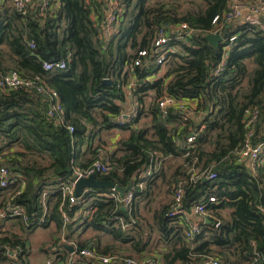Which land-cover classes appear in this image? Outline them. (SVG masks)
Returning <instances> with one entry per match:
<instances>
[{"label": "trees", "instance_id": "16d2710c", "mask_svg": "<svg viewBox=\"0 0 264 264\" xmlns=\"http://www.w3.org/2000/svg\"><path fill=\"white\" fill-rule=\"evenodd\" d=\"M61 1L67 18L61 38L59 18L49 11L51 0L42 12L32 1L23 10L12 0L0 1V74H17L46 90L41 94L24 86L0 88V164L24 181L19 193H15L19 180L6 188L10 205L23 208L28 217L27 224L16 217L22 227L30 232L53 223L59 232L73 224L65 223L63 211L71 220L87 202L90 214L80 215L79 226L107 233L114 241H129L132 250L140 252L150 235L145 240L132 237V230L139 227L138 203L150 198L160 182L171 188L168 204L153 212L161 239L170 245L161 253L160 264H192L205 255L215 256L221 264H264V152L254 170L238 155L249 132L253 144L264 145V20L253 16L226 21L223 15L229 0H188L194 6L184 11H179L177 0H116L113 30L105 37L106 0ZM181 24L187 28L177 31ZM162 26L171 29L167 42L171 50L164 64L146 56L134 65L139 50H151ZM217 29L226 31V36L214 48L204 35ZM59 59L67 60L66 69L44 68V62ZM131 78L138 111L121 124L116 119L123 113ZM51 91L63 107L60 123L46 115ZM164 95L175 105L167 106L162 117L157 101ZM147 97L151 101L145 109ZM190 100L196 101L194 111L200 117L188 112ZM179 101L186 103L188 111L178 107ZM253 108L258 118L248 127L246 117ZM143 113L150 117L149 124L136 127ZM116 127L129 133L110 150L108 171L93 174L115 182L124 193L131 191V206L123 208L106 196L111 192L108 188L83 191L71 205L63 199L60 184L98 159L104 145H94L96 136ZM192 131H197L195 140L187 144ZM155 165L157 169L146 175ZM203 170L214 172L215 177L193 178ZM179 184L183 211L197 203L208 211L207 220L199 223L200 231L190 239L184 236L185 223L174 227L177 217L168 215ZM209 196L216 201L209 202ZM222 208L231 209L227 218L217 212ZM120 218L129 224L126 230L120 229ZM65 238L68 241L70 235ZM98 243L97 236L74 244L55 237L40 249L48 253L50 264H91L78 254L85 247L98 254L116 253ZM71 254L77 259L72 260ZM28 255L25 238L0 236V262L29 264Z\"/></svg>", "mask_w": 264, "mask_h": 264}, {"label": "built area", "instance_id": "2783aa9c", "mask_svg": "<svg viewBox=\"0 0 264 264\" xmlns=\"http://www.w3.org/2000/svg\"><path fill=\"white\" fill-rule=\"evenodd\" d=\"M14 6L18 10H23L27 3L35 2L42 12L46 6H48V0H12ZM115 7L116 0H109L107 4V10L105 13V18L103 21V33L105 36L111 34L113 30V22L115 21ZM245 8H247L251 14L254 16H259L264 20V0H248V2L244 3L241 0H229L227 5V10L224 13L223 17L226 21H233L241 17ZM218 20V15H216L212 23L215 24ZM264 28V25L262 26ZM186 24H181L180 28H177V31L180 29H186ZM169 29L168 27L162 26L157 30V34L151 43V50L141 49L138 51V56L133 61V64L138 66L142 63L143 58L146 56H150L154 58V62L156 64H164L166 59V54L171 48H168L167 42L169 40ZM214 32H220V30H216ZM234 37H229V41H232ZM30 47H33V44H29ZM46 70H54L59 69L63 70L67 68V60L59 59L55 61H46L43 64ZM20 86H24L26 88H34L37 92L41 94H45L46 90L42 85L35 83L31 79H26L20 77L17 74L12 73H4L0 74V88L2 89H12ZM129 95L132 98V106L128 111L123 112L117 119L116 122L124 124L125 122H129L137 115L138 104L136 99L132 96L131 90L133 87V83L127 84ZM126 86V87H127ZM49 95L52 99V103L50 108L47 109L46 115L47 118L55 120L57 123L62 122L63 119V107L57 99V94L55 91L49 92ZM128 95V97H129ZM160 111L162 112V117L165 115L167 106L175 105L174 99L171 97L164 95L160 97L157 101ZM178 107L181 110L188 111L187 105L184 102H178ZM190 113V110L188 111ZM258 118V110L256 108L251 109L248 112L246 117V126H252L253 123L257 121ZM67 129L69 131H73V126L68 125ZM197 131L190 132L186 137V143L191 144L195 140ZM111 149L108 147H103L99 150V157L96 161H94L90 166L83 169H76L72 176L68 177L60 184V190L62 192L63 199L68 200V202L73 205L78 202V197L75 195V185L76 181L80 177H87L88 175L98 172H107L109 167L108 156ZM264 152L263 143L253 144L250 140V132L247 133L246 138L244 140L243 145L238 150L239 157L243 159H247L251 168L254 170L256 165L261 160V156ZM157 169V165L153 168L149 167L146 171V175H150L153 173V170ZM215 177V173L210 170H203L200 173L194 175V179L204 178V179H213ZM16 180L20 181V187L15 193H19L24 186V181L21 177L16 176L10 172L6 165L0 164V187L8 188L10 184L15 182ZM141 187V186H140ZM88 189H84L86 191ZM183 194V188L179 184L175 190L172 197L173 204L168 213L170 217H180L183 215V222L185 223L184 236L187 239H190L195 233L200 231L199 222L202 223L206 221V216L208 215V211L205 208L203 203H197L193 205L188 211H183L181 209V198ZM106 196L112 197L118 205H121L123 208H129L132 204L133 194L131 191L124 193L122 196L114 190L111 189V192L105 194ZM209 202H215L216 199L213 196L208 197ZM44 203V201H43ZM44 207V205H43ZM2 214L10 215L13 217L20 218L24 223H28V217L23 210V208L18 206H11L9 200L3 206ZM63 216L65 223L70 221V218L67 217L66 213L63 211ZM88 215L90 212L87 210L86 212H80V215ZM44 212L40 219H43ZM200 217V221H194L193 218ZM219 221H215L214 226L218 227ZM129 224L125 221L121 220L119 223V227L121 230H126ZM78 254L88 260H91V264H159L156 260L149 259H135L131 257L120 256L117 253H106V254H98L94 249L83 248L80 249ZM46 264H50V261H47ZM83 264V263H81ZM192 264H221L220 261L212 255L202 256L200 259L196 260Z\"/></svg>", "mask_w": 264, "mask_h": 264}, {"label": "crops", "instance_id": "0c3cea01", "mask_svg": "<svg viewBox=\"0 0 264 264\" xmlns=\"http://www.w3.org/2000/svg\"><path fill=\"white\" fill-rule=\"evenodd\" d=\"M1 1V0H0ZM248 1V0H247ZM107 4L109 2V0H106ZM49 11L51 16L53 17H58L59 18V37L61 38L63 36V32L64 29L66 27V23H67V18L65 13L62 11V1L61 0H51V5L49 7ZM254 15L250 13V11L245 8L244 12L242 13L241 17L238 18V21H242V20H246V19H253ZM236 20V19H235ZM105 36V35H104ZM107 37V36H105ZM251 63H248V67L249 69L251 68ZM164 68H162L159 72H158V76H160L163 73ZM135 82L134 79H130L129 80V84ZM128 86L126 87V93L128 91ZM129 95V93H127ZM127 99L125 100V102L123 103V112L128 111L131 106H132V98L129 95V97H126ZM150 103V99L149 101H147V99H145V108L147 107V105ZM192 107L190 110L191 115L194 114H198L195 115L196 117H200L201 113L200 112H196L194 111L195 107H196V101L195 100H190L188 102ZM193 111V112H192ZM150 118V117H149ZM111 137L109 139V143L104 147H108L109 149H112L116 143V141L118 139H120L121 137H126L129 133L128 130H120L119 132H116L114 129L108 130ZM96 143L94 142V145ZM160 182L156 183V185L153 188V192L150 198H146L145 200L142 199L139 201L138 203V222H139V227L135 228V230H132V237L134 238V240H145L147 237L146 235L149 234L150 235V239L149 242L147 244V246L144 248V250L140 251V252H135L134 250H132L131 248V242H119V241H114L112 239V237L107 234V233H103V232H98L92 228H86L83 229L82 227L84 226H79V224L81 223L80 220H78V218L80 217V212H86L87 211V206L89 205V203L85 202L83 204V206L79 207V209L74 213L73 218H71L70 222H73V224H71V226H69V228H64L61 231L55 234L51 233V227H46V228H42V227H36L35 229H33L30 232H27V230H25L22 227V222L20 221V219L10 216V215H4L2 214V210H3V206L5 205V203L9 200L8 197V189H4V190H0V236H4L6 233L8 234H16L19 236H22L23 238H28L31 239L32 241V248L27 246L28 250H29V255H28V262L29 264H46L47 259H45L44 254H42L38 249L41 247V244L44 241L49 240L50 234L51 235H56V237H60L62 238V241H64L65 243L67 242V244H74V242L77 239H80L82 241L87 240V241H91V239H95V237L97 236L99 238V245L100 248L102 249H108V247H111V250H109V252H116L118 254L121 255H126V256H131L135 259H154L156 260L159 264H160V255L162 252L167 251L169 248V243H167L166 241L161 239V235L159 233V231L157 230V228L154 225V221H153V212H152V216L149 215V212H146L149 209V203H151V201H154V195L157 192V189L160 186ZM163 185H167L168 184H163ZM140 186L143 188L144 187V183L140 184ZM167 199H165L166 203L168 204V202L171 199V193H170V197H165ZM159 208V207H158ZM155 209V208H154ZM157 209V208H156ZM155 209V210H156ZM89 211V209H88ZM221 216L227 218L230 215L231 209L229 208H222L219 209L217 211ZM82 215V214H81ZM193 218V217H192ZM123 220L120 218V221ZM177 223H174V227H182V225L184 224L183 222V215L178 217L176 219ZM194 221H200L201 218L200 217H195L193 218ZM207 220V219H206ZM124 221V220H123ZM200 223V222H199ZM131 229V228H130ZM56 231V228H55ZM62 235H61V233ZM136 232V233H135ZM174 233V230H172L171 234ZM69 234L70 238L69 240L65 241V235ZM39 247V248H38ZM71 253V252H70ZM71 259L72 260H76L77 257L75 255L72 256L71 254ZM0 264H8L7 262H0Z\"/></svg>", "mask_w": 264, "mask_h": 264}, {"label": "rangeland", "instance_id": "374dc122", "mask_svg": "<svg viewBox=\"0 0 264 264\" xmlns=\"http://www.w3.org/2000/svg\"><path fill=\"white\" fill-rule=\"evenodd\" d=\"M178 1V3H179V11H184L186 8H188V7H193L194 5L190 2V1H188V0H177ZM242 2H244V3H246V2H248L247 0H242ZM164 68V67H163ZM164 71H165V68L163 69ZM163 71V72H164ZM147 99V101H149V99H150V97H147L146 98ZM150 101H151V99H150ZM146 109V108H145ZM149 120H150V118H149V116H148V114L147 113H143L142 114V116L140 117V121L138 122V124H137V126L136 127H141V126H143V125H148L149 123ZM116 132H119L120 133V129L119 128H113ZM129 132V131H128ZM128 134V133H127ZM111 137V135H110V133H109V131L107 130V129H104V130H102L100 133H99V135H97L96 136V138H95V143L96 144H98V143H100V144H102V145H107L108 143H109V139H110V137ZM170 187H169V189H168V186L167 185H163L162 183L160 184V186H159V188L157 189V192H156V194L154 195V201H151V203H149L148 205H149V209L146 211V212H149V215L150 216H152V212L153 211H155V209L156 208H158V207H160V206H162V205H164L166 202V200L165 199H167V198H165V197H170ZM155 208V209H154ZM48 227H51V233H53V234H55V233H57L58 234V232H56L55 231V226H54V224L53 223H51ZM47 227V228H48ZM61 233V232H60ZM57 234L56 235H51L50 234V237H49V240H47V241H44L41 245H49L50 243H52V241L54 240V238L57 236ZM61 235H62V233H61ZM57 238H60L59 236L57 237ZM61 239V241H62V238H60ZM26 242H27V246L28 247H30L31 249H33L32 248V241H31V239H28V238H26ZM39 248V247H38ZM42 254H44V256H45V259H47V261H49L51 258H49L47 255H48V253H45V252H43L40 248L38 249ZM46 261V262H47Z\"/></svg>", "mask_w": 264, "mask_h": 264}, {"label": "water", "instance_id": "95a60500", "mask_svg": "<svg viewBox=\"0 0 264 264\" xmlns=\"http://www.w3.org/2000/svg\"><path fill=\"white\" fill-rule=\"evenodd\" d=\"M226 36V31L220 32H210L204 35V38L208 41V43L217 48L219 44L222 42L223 38ZM107 79H104V82H107ZM114 189L116 190L120 196L124 194L125 189L117 185L113 181L109 180H101L96 178L95 174H90L87 177H80L76 181L75 185V195L80 196L82 195L84 189ZM71 253L74 252V249L71 245H66Z\"/></svg>", "mask_w": 264, "mask_h": 264}]
</instances>
